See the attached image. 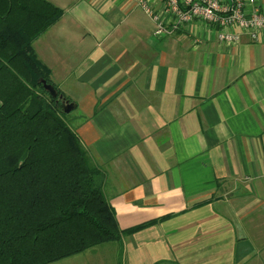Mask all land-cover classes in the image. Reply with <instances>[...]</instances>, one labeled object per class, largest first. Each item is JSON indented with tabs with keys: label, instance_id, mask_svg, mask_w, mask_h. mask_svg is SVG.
<instances>
[{
	"label": "crops",
	"instance_id": "0c3cea01",
	"mask_svg": "<svg viewBox=\"0 0 264 264\" xmlns=\"http://www.w3.org/2000/svg\"><path fill=\"white\" fill-rule=\"evenodd\" d=\"M49 1L62 14L33 48L118 226L159 219L123 235L116 264H264V30L156 35L139 0Z\"/></svg>",
	"mask_w": 264,
	"mask_h": 264
},
{
	"label": "trees",
	"instance_id": "16d2710c",
	"mask_svg": "<svg viewBox=\"0 0 264 264\" xmlns=\"http://www.w3.org/2000/svg\"><path fill=\"white\" fill-rule=\"evenodd\" d=\"M49 0H0V264H48L159 221L121 229L50 69L33 42L61 16Z\"/></svg>",
	"mask_w": 264,
	"mask_h": 264
},
{
	"label": "built area",
	"instance_id": "2783aa9c",
	"mask_svg": "<svg viewBox=\"0 0 264 264\" xmlns=\"http://www.w3.org/2000/svg\"><path fill=\"white\" fill-rule=\"evenodd\" d=\"M139 3L155 22L156 35L175 31L194 19L217 26L221 42H237L241 32L257 41L264 30V10L255 0H163L160 12H155L146 0Z\"/></svg>",
	"mask_w": 264,
	"mask_h": 264
},
{
	"label": "rangeland",
	"instance_id": "374dc122",
	"mask_svg": "<svg viewBox=\"0 0 264 264\" xmlns=\"http://www.w3.org/2000/svg\"><path fill=\"white\" fill-rule=\"evenodd\" d=\"M59 5L63 4L60 3ZM72 112H64L65 118L68 119L73 114ZM118 249L116 242L103 243L87 249L82 253L48 264H116V252H118Z\"/></svg>",
	"mask_w": 264,
	"mask_h": 264
},
{
	"label": "water",
	"instance_id": "95a60500",
	"mask_svg": "<svg viewBox=\"0 0 264 264\" xmlns=\"http://www.w3.org/2000/svg\"><path fill=\"white\" fill-rule=\"evenodd\" d=\"M40 82L43 85V88L52 96V97H57V100L61 101V108L64 112H70L73 107L74 104L72 102H70L69 100H66L63 98V96L60 94H57V91L55 89V87L52 84H48L46 83V81L44 79H40Z\"/></svg>",
	"mask_w": 264,
	"mask_h": 264
}]
</instances>
